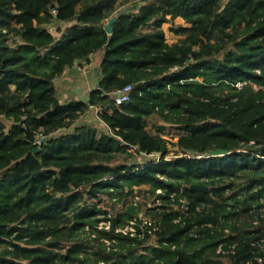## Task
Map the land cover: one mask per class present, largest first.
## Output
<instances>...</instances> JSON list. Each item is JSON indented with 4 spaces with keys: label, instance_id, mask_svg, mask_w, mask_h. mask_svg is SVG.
Instances as JSON below:
<instances>
[{
    "label": "trees",
    "instance_id": "trees-1",
    "mask_svg": "<svg viewBox=\"0 0 264 264\" xmlns=\"http://www.w3.org/2000/svg\"><path fill=\"white\" fill-rule=\"evenodd\" d=\"M129 1L0 0V264H245L264 255L252 245L264 238V218L253 226L264 208V0H137L121 15ZM116 14L109 34L103 22ZM49 20L66 25L59 37ZM99 51L89 101L62 102L56 80ZM122 85L134 101L116 106ZM92 108L108 130L79 121ZM130 149L142 164L121 162ZM157 153L160 161L146 157ZM99 178L164 189L163 205L147 212L160 230L99 232L98 211L71 196L58 206L71 221L28 225L38 194L71 195ZM193 186L207 190L186 192ZM104 237L116 240L110 251ZM225 241L231 256L216 254Z\"/></svg>",
    "mask_w": 264,
    "mask_h": 264
},
{
    "label": "built area",
    "instance_id": "built-area-1",
    "mask_svg": "<svg viewBox=\"0 0 264 264\" xmlns=\"http://www.w3.org/2000/svg\"><path fill=\"white\" fill-rule=\"evenodd\" d=\"M51 14L57 15L58 14L57 8H52ZM59 25L62 29H65V27H66V25L63 22H59ZM15 40H18V38ZM13 46H15V43L13 44ZM78 66H80V65L78 64ZM81 67H84V66H81ZM69 69H71V68H69ZM258 73H260V72H258ZM235 86L239 90L243 89V84L240 82L237 83ZM132 91H133V86H130V85L129 86H125V85L120 86L114 93L116 106H119L120 104H122L124 102L133 103L134 99L132 97ZM104 127L108 130V128L106 126H104ZM129 151L130 152L135 151L137 154L142 155V154L138 153L135 149H130ZM146 157L152 158L156 161H160L162 158V155L157 153V154H153L151 156H146ZM166 159H171V158H166ZM95 183H98L99 186L97 188L92 189L90 193L86 194L87 198H89V197L90 198L91 197L92 198H99L100 197L99 195H100V193H102L101 191H103V188H105V187L108 188V186H112L119 193H122L125 189L124 187H122V185L120 183L115 181L114 178H111V179H100L99 178ZM83 190H85V189H83ZM111 190H112V188H111ZM190 190H194L195 193L198 194L200 190H207V189L197 187V186H193V187L187 189L186 192H190ZM80 191H82V190H80ZM93 191L96 192L95 195L92 194ZM152 192H155V195H153L151 193L143 192V194H145L144 195L145 199L149 200L146 203L144 209L141 212H139L138 214L133 215V213H131V215L129 216V220L122 223V224H115L114 223V219L112 218L113 217L112 212L100 210V206L95 207V206H90L87 204L86 206H88L89 208H92L93 210L98 211V213H99L97 216L99 222L96 225V230L99 232L122 234L124 236H129L131 238H145L148 234H151L154 236L155 233L160 230V227L156 223V221H154L148 217L147 212H148V209H150L152 207H158V206L163 205L164 202H163L162 196L165 195V190L164 189H158V190H152ZM79 193H81V192H78L77 194H74L73 196H71L73 199H75L78 202H79L78 199L81 198L78 195ZM102 194L105 196L107 195L106 193H102ZM46 196H48V195L38 194L37 197L33 200V202L37 205L36 213H38L42 209L45 210V208H41V207L45 203L44 199L46 198ZM138 201H140V199ZM181 203H182L181 209L188 211L187 202L185 200H181ZM138 208H140V207H137V209ZM171 208H177V206L173 203L171 205ZM68 213L70 215V220L65 221V222H69L72 219L71 213L69 211H68ZM34 215H33V217H34ZM33 217L29 221L28 225L29 226L40 225V224H35L32 222ZM261 218H264V208L259 209L257 211V214L255 215V217L253 218V226L255 229L259 228ZM178 222L179 221H177L176 223H178ZM138 227L141 228V231L138 230ZM204 227H213V225L208 224V225H205ZM144 228H146V229H144ZM86 231H87L88 235L92 236L93 238L96 237L95 231H93L90 227H87ZM197 232H199L198 225L194 226V228L190 231V234L194 237H199V234ZM226 240H227V238H226ZM102 241L105 243V246H106L108 251H110L112 249L113 243L116 242L115 239H112L109 237L102 238ZM252 245L264 253V238H261V239L254 241L252 243ZM234 253H235V245L228 244L226 241L220 243L216 249V254L220 255V256H231ZM74 264H81V263H74ZM245 264H264V255L258 254L255 256L253 261L247 262Z\"/></svg>",
    "mask_w": 264,
    "mask_h": 264
},
{
    "label": "rangeland",
    "instance_id": "rangeland-1",
    "mask_svg": "<svg viewBox=\"0 0 264 264\" xmlns=\"http://www.w3.org/2000/svg\"><path fill=\"white\" fill-rule=\"evenodd\" d=\"M141 5L142 4L139 3L137 0H130L126 5L121 6L119 8V12L125 10L128 7H132L131 11L138 10V8H140ZM117 16H118V14H116L115 16L110 15L105 20V22H103L105 28L107 26H109L111 24V22ZM177 22H178V24L184 23V21L182 19L177 20ZM170 25L171 24L164 25V29L167 32L166 37H169V41L173 42L177 38L175 35H173L170 32V27H171ZM254 88L256 90L258 89V87H256V86H254ZM66 91L67 90H65V92ZM65 92H64V90H61L60 97L63 100H65V102H68L67 100H69V97L63 95ZM80 122L81 123L86 122V123H90L92 125H97V126H100L101 129H103L102 126H104V124L101 122V120L98 116L96 108H92L89 111L83 112L82 115L80 116ZM159 123H160L159 117L154 116L149 120L148 127L154 133L156 125H158ZM121 162L126 163V164H131V165H139V164H142L144 162V157L142 155L137 154L135 151H131V152L129 151L128 153H126L125 155L122 156ZM111 188H112V190H111ZM82 191H84V190H82ZM78 192H81V191L76 190L71 195H67L61 191H54L53 190L52 194L46 196V198L44 199L45 203L42 205L41 208H45L46 211H51L53 209H60L58 206L60 204H62L66 198L73 196L74 194H77ZM101 192L106 193L107 195L105 196L102 193H100L99 198H92V197L91 198L90 197L89 198H87V197L79 198L78 203L85 205V206L87 204L90 206H95V207L100 206V210L112 212V214H113L112 218L114 219L115 224H122V223L128 221L131 213H133V215L138 214L139 212H141L144 209L146 203L149 201V200L145 199V197H144L145 194H143V192L139 191V189H135V190H125L124 189V191L122 193H119L112 186H108V188L107 187L103 188V191H101ZM139 199H140V201H138ZM49 201H52V204H48ZM137 207H140V208L137 209ZM62 209L66 210L67 213L69 211L67 206H64ZM68 215H69V213H68ZM69 217H70V215H69ZM68 220H70V218ZM68 220H66V221H68ZM63 222H65V221H60L58 223H63ZM40 225H42V224H40Z\"/></svg>",
    "mask_w": 264,
    "mask_h": 264
},
{
    "label": "crops",
    "instance_id": "crops-1",
    "mask_svg": "<svg viewBox=\"0 0 264 264\" xmlns=\"http://www.w3.org/2000/svg\"><path fill=\"white\" fill-rule=\"evenodd\" d=\"M181 24H184V23H181ZM46 26L52 33H54L58 37L64 31V29L60 27L58 22H55L52 20H49ZM59 29L60 31H58ZM167 38L169 40V37ZM102 55H103L102 51L95 53L94 55L91 56L90 64L84 67L76 65L75 67L67 70L60 79L56 80V85L59 90L58 96L60 97L61 90H64V92L65 90H67L63 94L64 96L69 97V100L67 101L83 99L86 93L93 86L97 85L100 79V68H101V62H102ZM60 100L62 102H65V100H63L61 97H60ZM82 113L78 115L79 121H80V116L82 115ZM94 126H97V125H94Z\"/></svg>",
    "mask_w": 264,
    "mask_h": 264
},
{
    "label": "bare ground",
    "instance_id": "bare-ground-1",
    "mask_svg": "<svg viewBox=\"0 0 264 264\" xmlns=\"http://www.w3.org/2000/svg\"><path fill=\"white\" fill-rule=\"evenodd\" d=\"M98 186V183H94L91 186H88L84 191H81L78 195L81 198H84L86 197V194L90 193L92 189L97 188ZM48 204H52V201H49ZM69 218L67 211L64 209H53L51 211L42 209L34 215L32 222L35 224L51 225L60 221H66Z\"/></svg>",
    "mask_w": 264,
    "mask_h": 264
},
{
    "label": "water",
    "instance_id": "water-1",
    "mask_svg": "<svg viewBox=\"0 0 264 264\" xmlns=\"http://www.w3.org/2000/svg\"><path fill=\"white\" fill-rule=\"evenodd\" d=\"M132 10V7H128L125 10L121 11V15L125 14L127 12H130ZM116 20V18L111 22V24L109 26L106 27V31L111 34L113 32V27H112V23ZM93 86V85H92ZM95 86H93L85 95V97L83 98L84 101L88 102L91 96V92L93 90ZM229 152L228 151H224V150H215L212 154V156H224V155H228Z\"/></svg>",
    "mask_w": 264,
    "mask_h": 264
}]
</instances>
